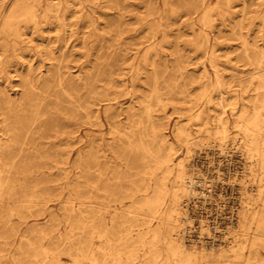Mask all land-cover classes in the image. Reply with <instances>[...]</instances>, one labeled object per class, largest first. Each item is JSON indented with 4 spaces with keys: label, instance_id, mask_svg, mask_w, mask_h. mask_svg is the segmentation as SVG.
Wrapping results in <instances>:
<instances>
[{
    "label": "rangeland",
    "instance_id": "374dc122",
    "mask_svg": "<svg viewBox=\"0 0 264 264\" xmlns=\"http://www.w3.org/2000/svg\"><path fill=\"white\" fill-rule=\"evenodd\" d=\"M50 1L57 12L49 13L47 20L22 25L23 35L17 50L11 44L15 38L0 33V140L7 138V124L10 128L22 126L19 133L28 139L24 153L31 149L34 155L44 152L50 138L41 136L40 127L56 118L55 107L60 111L59 121L66 120V112L77 107L78 102L87 103L94 91H103L112 85L113 93L108 97L117 90L129 88L117 94L115 103L133 102L144 122L141 130L146 143L148 110L144 105L148 103L149 114L163 124L165 137L173 144L172 157L182 158L184 147L174 136V122L195 136L197 112L203 113L202 119L210 120L218 110L215 102L207 103L200 97L205 87L207 90L211 87L212 79L204 77V72L206 69L210 76L213 72L208 64V56L212 54L226 83L228 105L223 116L229 122V139L223 145L204 142L193 145L185 158V167L200 184L195 185V194L183 198L180 206L189 217L186 239L195 245L205 242L218 249L235 239L243 240L254 226L240 229L239 221L247 208L251 209L260 201L257 188L260 177L262 181L264 178L252 163L250 153L234 139L241 133L232 125L231 108L250 113L259 105L264 114V97L257 94L256 81L251 83L253 66L245 56V47L251 50L252 56L256 49L264 52V0H209L211 25L204 31L198 28L203 0ZM12 2L1 3L0 18L10 11ZM5 42L11 45L7 49ZM148 47L152 49L144 60ZM56 72L61 74L63 86L57 85ZM28 76L32 78L34 93L40 97L41 111L33 122L30 118L17 123L5 112L3 101L9 98L15 105L22 101L26 110L28 101H23V93L27 91L25 79ZM63 90L69 91L71 98L65 96ZM59 97L63 100L58 103ZM104 103L99 101L93 109ZM78 112L82 114L83 110L79 108ZM84 128L80 126L77 133L83 134ZM117 134L110 129L107 137L114 140ZM77 147L75 144L71 148L73 157ZM117 152L108 151V165L114 173L111 183L114 189L108 200L119 206L115 200L127 204L125 195L131 186L153 180L144 174L150 165L145 151L134 150L128 160ZM71 174L69 189L81 191L85 183L81 169L73 166ZM262 181L260 189L264 194ZM203 191L208 195L201 196ZM140 196L139 193L137 200ZM70 197L66 191L63 198ZM49 203L56 212L53 221L48 213L41 212V207L33 206L28 200L23 202L25 206L14 208L15 212L0 206V262L41 264L42 247L51 248L58 239L70 235L66 215L59 209L58 202ZM121 221L119 229L123 231L128 224L126 214L121 216ZM209 224H214L215 231L209 229ZM77 234L70 238L77 240ZM126 244L121 242L119 248L123 264H131L125 261L129 248ZM261 249L264 253V243ZM144 251L136 250L141 255L140 260L146 256Z\"/></svg>",
    "mask_w": 264,
    "mask_h": 264
},
{
    "label": "bare ground",
    "instance_id": "6f19581e",
    "mask_svg": "<svg viewBox=\"0 0 264 264\" xmlns=\"http://www.w3.org/2000/svg\"><path fill=\"white\" fill-rule=\"evenodd\" d=\"M4 1L0 0V5ZM210 4L211 1L203 0L199 18L201 24L198 26L201 31L211 25ZM51 12H57V9L50 0H13L10 11L0 18V33L8 38L13 36L16 41L11 44L17 50L23 35L22 25L47 20L46 17ZM36 16L41 18H34ZM10 46L8 42L4 43L5 49ZM151 49L145 50L144 60H147V53ZM250 51L245 47L246 60L253 66L250 80L251 83L256 81L253 84L256 85L257 94L261 93L264 97V52L256 49L252 56ZM208 64L213 72L210 76L205 69L204 77H211V87L208 90L205 87L200 97H204L207 103L215 102L218 110L210 120L202 119L203 113L197 112L195 136L189 135L186 127L174 122L172 131L184 147L182 158L172 157L173 144L165 137L163 124L149 114L148 103L144 105V109L148 110V143L141 130L144 122L133 102L129 101L127 105L115 103L117 94L120 95L125 89L129 91L127 87L117 90L112 97H108L113 93L112 85H108L103 91H94L87 103L78 102L77 107L66 112V120L59 121L60 111L55 107L56 118L43 128L40 127L41 136L46 135L50 139L44 152L34 149L38 152L36 155L32 149L24 153L23 147L28 139L26 135L19 133L22 126L10 128L7 124V130L11 133L8 132L7 138L0 140V206L15 212L14 208L25 206L23 202L28 200L33 206L41 207V212L48 213L51 217L49 219L53 221V214L56 212L49 202L57 201L59 209L66 215L65 224L70 235L79 233L75 241L69 235L62 240L58 239L51 248L43 246L41 264H123V254L119 248L121 242L127 243L129 247L125 261L131 264H136L141 257L136 253L138 249L145 250L146 255L144 260H138V264H264L261 249L264 243V194L260 189L261 177L257 188L260 201L242 213L238 224L240 229H252L254 226L247 236L243 234V240L235 239L226 246L213 249L212 245L205 242L198 246L186 239L185 230L189 217L180 205L184 197L195 194V185L200 184V181L186 169L185 158L198 142L223 145L229 139V122L223 116L228 105L224 89L226 83L212 54L208 56ZM56 73L57 85L63 86L61 74ZM25 84L27 91L25 89L23 93V101H28L26 110L23 109L22 101L16 105L9 98L3 101L5 112L10 119L15 118L13 121L17 123L30 118L33 122L41 111L40 97L33 91L30 76L25 79ZM62 93L71 98L69 91L63 90ZM61 99L59 97L58 103ZM99 101L105 103L93 109ZM76 108H81L83 113L79 114ZM231 111L232 125L241 133L234 139L250 153L252 163L264 178L263 111L259 105H255L250 113L235 107ZM80 126L85 127L81 135L77 133ZM110 129L118 133L114 140L107 137ZM75 144L78 145V151L73 157L71 148ZM136 149L145 151L150 157V165L144 174L153 182L145 180L141 185L131 186L125 195L129 202L124 204L116 199L115 202L120 205H113L108 200L114 189L111 185L114 173L108 165V151H120L128 160ZM73 166L80 168L84 177V188L81 191L69 189ZM66 191L70 193L69 199L63 198ZM139 193L141 196L137 200ZM75 200L77 204L74 203ZM125 214L128 224L121 231V216ZM152 219H155V225L151 222ZM74 230L78 232L75 233ZM134 246H137L136 249ZM10 263L27 264L15 260Z\"/></svg>",
    "mask_w": 264,
    "mask_h": 264
},
{
    "label": "built area",
    "instance_id": "2783aa9c",
    "mask_svg": "<svg viewBox=\"0 0 264 264\" xmlns=\"http://www.w3.org/2000/svg\"><path fill=\"white\" fill-rule=\"evenodd\" d=\"M203 192H204V191H203ZM203 192L201 193V194H202L201 196H206V195H208V192H206V193H205V192L203 193ZM209 226H210L209 229H212L213 231H215V230H214V224H209Z\"/></svg>",
    "mask_w": 264,
    "mask_h": 264
}]
</instances>
